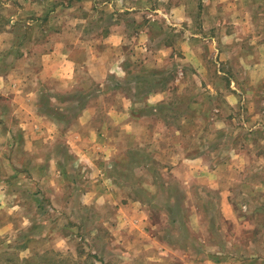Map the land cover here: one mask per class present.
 <instances>
[{"label":"rangeland","instance_id":"374dc122","mask_svg":"<svg viewBox=\"0 0 264 264\" xmlns=\"http://www.w3.org/2000/svg\"><path fill=\"white\" fill-rule=\"evenodd\" d=\"M184 1L0 0V264H264V0Z\"/></svg>","mask_w":264,"mask_h":264},{"label":"crops","instance_id":"0c3cea01","mask_svg":"<svg viewBox=\"0 0 264 264\" xmlns=\"http://www.w3.org/2000/svg\"><path fill=\"white\" fill-rule=\"evenodd\" d=\"M190 1L188 0V1H184V4H182V6H183V9L186 11V9H188V3H189ZM175 5H178L177 3L175 4ZM178 7H180V6H178ZM40 20V19H39ZM10 20H8V22H9ZM25 21H27V20H25ZM29 24H32L31 23V21H29L28 22ZM9 26V25H8ZM123 26H124V24H123ZM5 34H8V38H7V40L8 41H15V37L14 36H12V35H10L9 33H6V32H4L2 35H1V37L2 38H6V35ZM29 39V41L31 40V42L32 41H34L33 43H38V42H41V41H43V38H42V40H37V41H35L34 39H30V38H28ZM28 41V40H27ZM63 47H61V44H59V45H57L56 46V48H55V50L54 51H51V52H48L47 50H43L42 52H40L39 51V54H40V56H42V58L41 59H43L42 60V63H40V64H38V65H36L37 63H33L32 61H31V64H17L15 67H11L9 70H7L5 73H10L9 75H11V74H13L14 76L15 75H17L18 73H20V71L21 70H23V71H21L22 73H27L28 71H29V73L28 74H30L31 72H32V68H33V70H34V72L35 71H39V73H40V75H39V79H44V78H46V76H45V70H47L50 66L48 65V62H47V60H49V59H55V62L57 63L58 62V59H60L61 58V60H60V65L61 66H58V75H59V77L60 78H64V77H67L68 79L69 78H71V79H73L74 78V67H75V65H73V63H72V65L71 64H66L65 63V56H67L66 54H64V52H63ZM31 50V49H30ZM30 50H25L23 53H21V55H23L22 57L24 58V59H29L30 58V56H31V54L33 53L32 51H30ZM51 67H54V66H51ZM69 68H71V69H69ZM26 79H28L29 80V82H32L33 81V79H35V77H33V76H31V77H27L26 76ZM16 84V83H15ZM17 85V89L19 90V88H20V84H16ZM15 87V86H14ZM23 99V101L26 103V101H31V97L30 96H27V98L25 97V98H22ZM16 100L18 101V103H16V101H14V104H13V106H16L17 107V109L14 111V115H16V116H18L17 114H19V112H20V117H21V119H22V121H21V123L19 124V127H20V132L22 133V131H26V128H29L30 127V123L31 122H29V121H27V120H30L31 118H33V117H28V115H27V113H24V114H22V107L23 108H25V110H26V107L23 105V102H21V101H19V99H17V97H16ZM25 112V111H24ZM1 115V114H0ZM23 116L25 117V118H23ZM17 118V117H16ZM25 134L26 135H28V133L27 132H25ZM27 138V137H26ZM19 166V165H18ZM252 241V240H251ZM235 260V262L237 263V264H241V262H242V264H254L253 262H251V260L249 259V260H244V262H243V260L241 259H234Z\"/></svg>","mask_w":264,"mask_h":264}]
</instances>
